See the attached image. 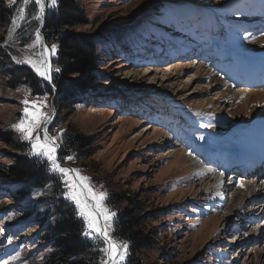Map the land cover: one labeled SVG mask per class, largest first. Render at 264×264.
Masks as SVG:
<instances>
[{
    "label": "rangeland",
    "instance_id": "rangeland-1",
    "mask_svg": "<svg viewBox=\"0 0 264 264\" xmlns=\"http://www.w3.org/2000/svg\"><path fill=\"white\" fill-rule=\"evenodd\" d=\"M20 1L0 0L4 10L0 11V264H46L53 242L45 236L56 219L50 211L53 204H49L53 185L34 190L24 199H14L23 185H13L6 178L5 169L13 164L14 152L1 139L10 134L26 155L27 142L11 127L23 116L25 99L30 110L33 102L43 103L46 106L40 110L46 117L52 115L51 93L33 96L27 85L12 83L20 67L41 79L26 64L15 62L36 58L42 51V42L36 43L41 24L33 20L34 3L13 44L1 45ZM76 2L89 23L74 32L95 37L98 67L96 82L79 92L82 96L72 108L63 109L53 102L55 117L47 129L50 136L60 137L58 164L79 170L80 176L89 178L94 192H105L104 206L111 212L118 214L140 204L137 213L145 221L142 228L156 235V248L142 254L144 263L261 264L258 253L264 248V235L253 237L252 233L262 224L241 226L246 213L256 209L248 203L257 188L251 187L247 195L243 191L245 181L227 185L230 176L223 180L216 173L208 174L203 185L199 178L204 164L194 154L207 146L234 150L238 143L231 139L233 129L264 116V98L249 102L247 94H238L243 88L232 87L226 74L220 77L213 59L222 57L230 68L235 56L240 61L264 58V35L247 39L240 30L248 16H255L251 11L261 0ZM54 7H46V11ZM263 11L261 8L259 12ZM180 48L203 50L207 55L200 57L211 61L191 57V61L178 62L175 58ZM213 79H218L220 86L213 87ZM260 94L264 96V92ZM177 124L187 127L189 143L196 140L192 148L173 141ZM209 124L211 127L206 126ZM43 127L41 124L37 131ZM70 133L92 138L90 157L85 159L72 149L60 151ZM200 137L203 139L199 141ZM69 156L73 158L67 159ZM27 157L60 185L64 202L75 206L64 197L67 189L61 174L50 172L46 160ZM214 178L221 182L214 183ZM114 194L125 196L127 201L110 205ZM224 198L229 200L224 203ZM237 214L240 217L231 222ZM14 256L17 259L13 260Z\"/></svg>",
    "mask_w": 264,
    "mask_h": 264
},
{
    "label": "trees",
    "instance_id": "trees-1",
    "mask_svg": "<svg viewBox=\"0 0 264 264\" xmlns=\"http://www.w3.org/2000/svg\"><path fill=\"white\" fill-rule=\"evenodd\" d=\"M2 7L0 2V11L4 13ZM88 23L76 0H57L55 7L46 11L43 29L45 43L49 49L51 45H57V55L51 57L53 69L51 84L58 94L54 103L63 109L72 108L77 102V97L82 96L79 92L86 87L91 88L96 82L94 75L98 67L97 40L95 37L74 32L75 28L85 27ZM57 68L60 69L59 72L55 71ZM73 76L77 78L73 81L67 80ZM13 78V84L27 85L33 96L50 93L54 96L51 88L27 68H17ZM1 139L14 152L11 156L13 164L5 169L6 178L13 185H23L14 199H24L34 190L43 189L49 183L53 185L49 204H53L50 211L56 219L45 236L53 242V248L44 262L46 264H100L103 254L99 252V248L103 247V244L99 241L87 240L80 235L84 222L77 218L75 206L64 202L60 185L54 183L41 165L24 155L21 144H15L10 134L2 135ZM92 142V138L70 133L60 147V151L72 149L81 153V156L86 159L90 157L88 152L91 150ZM55 199L57 200L54 201ZM47 200L38 199L39 202ZM125 201H127L125 196L114 194L110 205H118ZM140 209V204L136 203L131 209L118 212L113 221V239L129 243V254L124 264H147L143 262L142 254L156 248V235L152 230L147 232L142 228L145 221L137 213Z\"/></svg>",
    "mask_w": 264,
    "mask_h": 264
},
{
    "label": "snow or ice",
    "instance_id": "snow-or-ice-1",
    "mask_svg": "<svg viewBox=\"0 0 264 264\" xmlns=\"http://www.w3.org/2000/svg\"><path fill=\"white\" fill-rule=\"evenodd\" d=\"M22 2L24 7L18 10L20 19L25 18L27 6L34 3L38 8V12L34 14V19L42 20L45 8L54 7L57 0H50V2L49 0H22ZM9 6H11V2ZM12 24H16L15 18ZM36 43H41L39 32L36 35ZM34 46L32 45V47ZM56 55L57 46L53 44L50 49L42 47V51L36 58L18 59L15 62L17 64L30 65L38 76L51 83L53 69L50 64V58ZM55 71L59 72L60 69L57 68ZM22 103L25 105L24 114L11 127L20 134L22 141L27 142L28 151L26 155L30 158L46 160L50 165V172H59L61 174L62 182L67 189L64 197L75 204L76 216L84 222V228L80 235L87 240L99 241L103 244V247L99 248V252L103 254L100 264H124L129 254V243L113 239L112 232L109 231L113 226L116 213L111 212L104 206L107 194L105 192H94L88 185L89 178L80 176L79 170L65 169L58 164L57 148L60 145L57 141L60 137L48 135L47 124L50 123V118L46 117L40 110L46 105L43 103L37 105V103L33 102L30 110L27 99L22 101ZM41 124L44 125V128L41 131H37V129H40ZM206 126L211 127L210 124ZM200 139H203V137H200ZM72 158L71 156L67 157V159ZM73 173L75 175H72ZM70 176L71 179H69ZM12 259L15 260L17 257L14 256ZM2 264H7V261H3Z\"/></svg>",
    "mask_w": 264,
    "mask_h": 264
},
{
    "label": "bare ground",
    "instance_id": "bare-ground-1",
    "mask_svg": "<svg viewBox=\"0 0 264 264\" xmlns=\"http://www.w3.org/2000/svg\"><path fill=\"white\" fill-rule=\"evenodd\" d=\"M31 6V4H29L28 6H27V8H26V12H25V18H26V16H27V13H28V9H29V7ZM21 7H24V5H23V2H22V0L20 1V3L18 4V8H17V10L15 11V13H14V15H13V19L15 18L16 19V24L15 25H13L12 24V21H13V19H12V21H11V24H10V27H9V29H8V32H7V36H6V41L4 42V43H2L1 45H2V47H7V46H10V45H12L13 44V42L15 41V38H16V34L21 30V28H22V25H23V23H24V21H25V18L24 19H20L19 18V9L21 8ZM45 11H46V8H45ZM36 12H38V8L36 9ZM35 12V13H36ZM261 14H262V12H261ZM36 23H38V24H42L41 22H42V20H36V19H33ZM235 61V60H234ZM238 61V60H237ZM235 64V63H234ZM28 67H30V65H28V64H26ZM235 66H236V68H235V72H233L232 73V76H236V75H244V74H247L248 73V71H249V69L251 68V69H253V70H255V65L254 64H252V65H248V64H245L243 61H238V62H236V64H235ZM31 68V67H30ZM171 68V67H170ZM169 68V69H170ZM241 68H246V70H241ZM176 69V67H174V69L173 70H175ZM33 70V69H32ZM34 71V70H33ZM35 72V71H34ZM35 74H36V72H35ZM147 74H150V72L149 73H145L144 74V76H146ZM198 75V74H197ZM148 76V75H147ZM203 77V76H202ZM42 78V77H41ZM170 78V77H169ZM207 78V77H206ZM205 78V79H206ZM214 78V77H213ZM194 80L195 79H197V78H193ZM204 79V78H203ZM211 79H212V77H211ZM214 80V79H213ZM214 82H215V85H213V87L214 86H220L219 85V83H220V81L218 80V79H215L214 80ZM97 87H101V85L100 84H98V86ZM210 90V89H209ZM213 90V89H212ZM263 93L264 92V90H247V89H240L237 93L238 94H247V96H248V98L249 99H247L249 102H251V101H253L254 99H258V100H260L261 98H264V96H261V94L260 93ZM246 100V101H247ZM236 103V102H235ZM181 129V128H183V125L182 124H180V125H176V131H178V129ZM186 129V128H185ZM47 131H49L48 129H47ZM179 132V131H178ZM50 134V133H49ZM234 134H235V138H236V141H237V143H238V146H237V150L239 149V151L240 152H243L245 149H249L250 147H252L253 145H260V138L262 137V134H264V129L263 130H259V131H256V129L254 128V127H245V128H243V129H241V130H237L236 132H234ZM185 135H186V133H185ZM198 135V134H197ZM257 135V136H256ZM188 138H189V136H188ZM191 138V137H190ZM186 139V138H185ZM187 141H186V143H189L188 142V139H186ZM195 139H192V142L194 141ZM201 139H199V141H200ZM196 141V140H195ZM197 141H198V139H197ZM192 142H190V143H192ZM189 143V144H190ZM196 143H198V142H196ZM210 143V142H209ZM193 144V143H192ZM200 144H202V143H200ZM234 144V143H233ZM198 145H199V143H198ZM207 147H209V146H207ZM189 149V148H188ZM197 150V149H196ZM198 151V150H197ZM203 151V150H202ZM199 152V151H198ZM201 153V152H200ZM210 155H211V157H213L215 154L214 153H210ZM198 157V156H197ZM200 157V156H199ZM202 160V159H201ZM203 161V160H202ZM203 166V165H202ZM201 169V173L203 174L202 176H200L201 178H199V181L200 180H203V185L205 184V182L207 183V180H208V174H210V177L211 176H213V175H211L212 173H209V171L207 170V169H205V168H203V167H201L200 168ZM215 176V175H214ZM208 177V178H207ZM231 179H234V177L232 176V177H230ZM236 181V180H235ZM219 182V180L218 179H216V178H214V183H218ZM253 182V181H252ZM208 183H210L209 181H208ZM232 185V184H231ZM234 185V184H233ZM232 185V186H233ZM244 187H245V190H243V191H246V193L245 194H249L248 193V190L251 188V187H253L254 186V183H244V185H243ZM264 192V187H257V189H256V194L257 195H259V194H261V193H263ZM209 193V192H208ZM242 196H245V195H242ZM241 197V196H240ZM233 198H234V196H233ZM250 201H252V200H250ZM248 204H250L253 208H256L251 202H249ZM250 207V206H249ZM241 208V207H240ZM245 208H246V206H245ZM244 209L243 208H241L239 211L240 212H242ZM246 213V212H245ZM250 213H252V215H249ZM256 213V211H255V209H252V211L250 210V212H248V213H246L247 215V217H251L252 218V220H253V222H258L259 223V221L258 220H262L263 219V217H264V207L262 208V210H261V213L259 214V215H256L255 214ZM224 218H225V216H223ZM240 216H239V214H237V215H235L234 216V218L235 219H230V221L231 222H233L234 220H236L237 218H239ZM249 218H247V220H249ZM257 223V224H258ZM244 224V223H243ZM247 224H249V223H246V226H247ZM252 224V223H251ZM253 226L255 225V224H252ZM251 225V226H252ZM245 226V227H246ZM257 230V229H256ZM253 234V237H261V236H263L264 235V223L260 226V227H258V230L255 232V230H254V232L252 233ZM262 257H264V248L258 253V258H259V260H260V262H261V264H264V259H262Z\"/></svg>",
    "mask_w": 264,
    "mask_h": 264
},
{
    "label": "water",
    "instance_id": "water-1",
    "mask_svg": "<svg viewBox=\"0 0 264 264\" xmlns=\"http://www.w3.org/2000/svg\"><path fill=\"white\" fill-rule=\"evenodd\" d=\"M46 17V11L44 13V17H43V20H42V24L40 26V29H39V34L41 36V42H42V47H47L46 43H45V38L43 36V29H44V19ZM50 64H51V58H50ZM50 88L51 90L54 92V97L52 98L51 102H52V115L49 117L50 118V121L55 117V114H54V106H53V102L54 100H56L57 98V90L55 89V87H53V85L51 83H49L47 80H44L43 78H41ZM44 128V127H43ZM48 132V131H47ZM48 135L50 136V134L48 133ZM58 149V148H57ZM67 169H71L70 167H66ZM102 223V221H101Z\"/></svg>",
    "mask_w": 264,
    "mask_h": 264
}]
</instances>
